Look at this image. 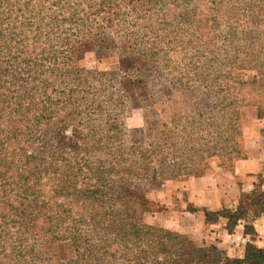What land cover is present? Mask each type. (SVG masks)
Masks as SVG:
<instances>
[{
	"label": "trees",
	"instance_id": "trees-1",
	"mask_svg": "<svg viewBox=\"0 0 264 264\" xmlns=\"http://www.w3.org/2000/svg\"><path fill=\"white\" fill-rule=\"evenodd\" d=\"M62 24L97 49L116 41L144 56L120 58L116 71L61 70L26 104L10 87L0 91V183L16 179L12 201L0 194V264L8 246L27 264H264V249L250 243L231 259L143 221L150 191L203 177L214 160L231 170L224 160L245 159L246 112L264 120V64L235 58L264 57V0H0V46L22 36L38 51ZM171 58L196 72L175 76ZM233 71L253 75L246 82ZM149 74L174 91L201 88L199 100L171 111L149 141H131L123 114L131 87ZM263 197L256 188L234 208L204 211L205 220L224 219L228 234L243 223L253 236L249 211L263 210ZM41 241L48 260L38 259ZM58 245L70 256L55 260Z\"/></svg>",
	"mask_w": 264,
	"mask_h": 264
},
{
	"label": "rangeland",
	"instance_id": "rangeland-1",
	"mask_svg": "<svg viewBox=\"0 0 264 264\" xmlns=\"http://www.w3.org/2000/svg\"><path fill=\"white\" fill-rule=\"evenodd\" d=\"M61 28L62 30L60 31L54 29L47 36L51 41L47 42V39H44L47 46L43 43L38 51L30 41L23 39L22 36L18 38L10 36L11 40L0 46V91L10 87V92L13 93L12 96L23 98L22 103L26 104L28 103V95L32 93L34 87L40 84V80L50 78L61 70L73 68L84 73L116 71L119 68L120 58L144 56L142 48L133 49L129 48V45L121 47V44L116 41L108 50L97 49V43H95L94 39L90 37L87 40L83 39L75 28H68L66 24H62ZM93 34H97V32L95 31ZM259 44L258 48L264 49V39ZM43 50L50 52V55L43 54ZM182 59L171 58L175 66L180 65L173 72L175 76H179L180 74L191 75V72H196L193 66L186 69V64L185 62L183 63ZM235 59L238 61L252 60L257 62V64H264V57ZM199 61L203 62L204 60L201 58ZM221 72L225 74L228 70L226 68L221 70ZM198 73L203 76L205 69L201 68L198 70ZM252 75V72H232L233 77H238V79H243L246 82H250ZM130 92H132L134 98L128 101L122 122L131 141H149L152 138L154 128L167 121L171 111L183 114L191 110L193 102L199 100L201 88L194 86L190 90L174 91L171 90L168 82L154 80L153 76L149 74V78L141 86L131 87ZM250 109L254 108L251 107ZM248 112L249 110L246 112L245 120L248 119L249 121L250 119L254 121L257 116ZM235 160L236 158H233L229 162L224 160V167L228 168L230 166V169H232L236 162ZM218 163L215 160L210 162L208 171L219 168ZM5 178L7 180L6 183H0V194L3 193L6 200L12 201L11 195L14 194L13 188H15L14 182L16 179L11 176ZM181 182L183 181L179 183ZM177 185V182H167L161 190L150 191L148 193L147 197L152 202L151 212L149 211L144 215L143 221L147 225L161 229H165L163 226L169 227L174 230H165L183 235L182 231L176 230L179 221L178 217H170L169 215L172 206L169 203H164L162 200V196L166 199L172 194L175 200L186 202L185 193L181 189H177ZM0 202L2 203V201ZM262 202L264 210V197L262 198ZM181 217L191 222L190 217L187 215ZM8 228L14 229L11 226ZM13 233L14 230L8 232L10 241L14 240ZM44 245L45 242L41 241V246L43 247H40L38 250L41 252L38 259L43 261L48 260L49 257V255L44 254L46 250V246L44 247ZM205 245L209 246L213 244L207 242ZM57 248L59 251H56V255L54 253L56 256L55 260L60 261L70 256V252L66 248L63 249L59 245ZM16 249V246L13 248L8 246L6 248L2 264H27L28 259L18 263L16 257L18 249Z\"/></svg>",
	"mask_w": 264,
	"mask_h": 264
},
{
	"label": "crops",
	"instance_id": "crops-1",
	"mask_svg": "<svg viewBox=\"0 0 264 264\" xmlns=\"http://www.w3.org/2000/svg\"><path fill=\"white\" fill-rule=\"evenodd\" d=\"M248 113L257 116L255 109H249ZM249 121L247 119L243 123L245 159L236 161L231 170L215 168L203 177L177 183L176 188L185 193L186 202L175 200L172 194L166 198L167 201L162 196L163 202L172 206L170 217H178L176 230L182 231L195 246L200 247L210 242L228 257L237 259L244 257L248 243L257 249H264V210L249 211L253 236L245 235L243 223L232 234H228L224 219L207 222L204 211L217 213L234 208L241 198H250L256 188L264 192V120L255 117L254 121ZM184 215L190 217L192 223L181 217Z\"/></svg>",
	"mask_w": 264,
	"mask_h": 264
}]
</instances>
